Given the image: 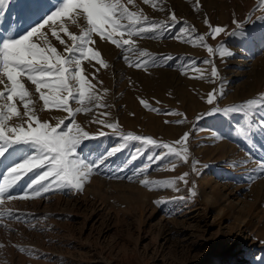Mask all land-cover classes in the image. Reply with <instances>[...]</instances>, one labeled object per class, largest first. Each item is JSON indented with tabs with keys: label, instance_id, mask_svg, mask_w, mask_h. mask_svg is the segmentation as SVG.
<instances>
[{
	"label": "rangeland",
	"instance_id": "1",
	"mask_svg": "<svg viewBox=\"0 0 264 264\" xmlns=\"http://www.w3.org/2000/svg\"><path fill=\"white\" fill-rule=\"evenodd\" d=\"M33 2L0 0V48L44 23L32 17L39 6ZM119 3L140 20L157 24L154 31L140 35V52L151 56L125 60L111 40L95 32L83 54H72L93 85L88 94L97 98L85 97L82 104L69 101L73 110L82 109L74 113L76 124L97 137L84 140L76 150L94 167L80 190L54 186L40 196L29 191L27 199L0 203V264H264V7L259 0ZM173 14L177 23L169 24ZM79 21V29H58L71 30L77 47L89 27L84 16ZM207 24L236 34L212 38ZM54 30L45 25L31 42L67 56L64 47H72L73 41L68 37L62 44L47 38L45 31ZM103 30L112 28L105 25ZM201 35L204 45L214 49L211 56L198 40L192 42ZM89 50L100 52L104 64ZM209 59L211 65L205 63ZM213 67L216 77H211ZM18 80L29 96L21 101L18 90L7 100L11 82L0 71L5 131H27L37 127V120L59 125L58 131L70 123L68 111L44 106L27 74ZM42 91L47 94V89ZM215 92L222 94L209 105L208 96ZM25 104L35 113L32 120ZM242 105L248 107L229 111ZM12 106L20 115L9 111ZM112 123L116 130L107 126ZM185 133L186 160L167 149L124 139L151 138L183 152L177 141ZM0 151V188L5 178L11 185L6 195L23 194L46 170L34 169L16 181L8 171L37 155L38 149L0 142Z\"/></svg>",
	"mask_w": 264,
	"mask_h": 264
},
{
	"label": "snow or ice",
	"instance_id": "2",
	"mask_svg": "<svg viewBox=\"0 0 264 264\" xmlns=\"http://www.w3.org/2000/svg\"><path fill=\"white\" fill-rule=\"evenodd\" d=\"M145 2L147 3L148 0H145ZM259 5L260 7H264V0H259ZM153 6L155 7V5ZM72 12H78L80 15L84 16L89 26L87 29L88 34L80 38V47L76 46L78 38L75 35L70 36L73 41V46H66L65 48L68 54L67 56L58 54L55 47L45 51L38 47L36 43L31 42L32 38L40 33L45 25L54 22L58 17L64 14ZM122 19H128L130 24L121 25L118 21ZM168 23H177L175 14L172 15ZM145 24L150 26L145 27ZM105 25H110L112 31L105 33L103 30ZM137 25H139L138 28ZM159 26L161 28H166L168 24H160ZM236 26L237 28L241 27L239 22H236ZM156 27L157 24L148 21L146 18L142 21L137 18L135 13H129L124 5L119 3V0H65L62 7L49 16L43 24L20 39L8 40L3 43V47L0 48V71H2V73L7 76L8 81L11 82L10 94L7 95L6 99L12 100L13 97L17 95L18 90L21 101H24L25 97L29 96L28 91L24 88V84L20 83L18 80L19 76L27 74V79L36 85V92L40 94V99L43 101L44 106L46 107L51 104L68 111L70 114V123L65 124L64 128L58 131L59 125L52 127L47 122H40L37 120V127H29L27 131L23 129L17 130L16 128L5 131V116L0 114V142L5 144H32L38 149L37 155L11 168L8 171V177L19 181L28 173L33 172L34 169H46L39 175L38 179L30 185L29 190L20 195H6L11 185L9 179L5 178L4 187L0 188V203H3L4 199H16L17 197L27 199L29 191L33 196H40L41 193H48L54 186L57 189L69 190H80L82 188L83 181L90 175L94 166L86 164L80 159L76 150L84 140L96 139L97 137L90 135L87 131H83L80 126L76 124L74 113H79L82 109L77 107L73 110L69 107V101H78L82 104L85 97H87L89 101H95L97 98L88 94V89L92 88L93 85L89 84L85 79L83 71L79 68V61L75 60L72 54L76 51L83 54L84 46L92 39L91 32L97 33L101 39L111 40V42L120 49L132 51L135 49L131 37L133 35H142L154 31ZM207 27L210 29L212 38L217 37L221 33L227 35L236 34L234 31L226 32L225 28L222 26L207 24ZM118 29L122 32H127L129 38L122 40L114 39L113 32ZM187 31L188 29H184V32ZM53 34L56 35V33ZM197 40L202 46L207 47V45H204V37L202 35L198 36L196 40L192 42L195 43ZM60 42L62 44L64 43L63 40ZM207 51L210 56L214 54L213 47H207ZM90 54L96 57L100 64H104V61L100 60V52L90 51ZM137 54L144 57L151 56L148 52H137ZM124 59L128 60V57L125 55ZM166 59L171 60L173 58L166 57ZM153 62H157L155 58H153ZM205 63L211 65L212 60L209 59L205 61ZM133 66L139 67V64ZM73 68H75L76 71H73ZM217 74V69L213 67L211 70V77H216ZM42 89H47V94H45ZM221 94L220 92L209 94L207 103L212 105L214 96ZM0 95H3V93H0ZM142 103H144L145 107H148L146 102L142 101ZM249 103L252 104L255 103V101H250ZM246 107H248V105H242L238 108L229 109V111L240 112ZM25 109L26 114L31 113L28 115V119L32 120L35 117V113L32 109L28 108L27 104H25ZM9 111L12 114L20 115L15 106H12ZM61 123H63V121H61ZM99 123L105 124V121L101 120ZM177 123L180 124L183 123V121L178 120ZM107 126L113 130L117 129V124L115 123ZM74 129L76 130L75 133L73 131ZM9 134H11L13 138H10ZM99 135L104 136L105 134L101 132ZM124 139L125 141H142L144 144L167 149L168 153L173 154L175 157L183 160L187 159L188 149L185 146V142L189 141L188 133H185L182 139L177 141L183 148V152L177 150L172 145L167 143L160 144L151 138L127 135ZM3 154V151H0V156ZM261 171L264 172V163L261 164ZM50 177L51 179H49ZM180 179L187 183L184 176L180 177ZM42 181L48 182L42 184ZM145 183H147V181H145ZM33 185L36 187H32Z\"/></svg>",
	"mask_w": 264,
	"mask_h": 264
},
{
	"label": "crops",
	"instance_id": "3",
	"mask_svg": "<svg viewBox=\"0 0 264 264\" xmlns=\"http://www.w3.org/2000/svg\"><path fill=\"white\" fill-rule=\"evenodd\" d=\"M34 2L32 4L35 3H39L38 9L37 10H33L31 15L36 16L38 23H42L45 20L48 19L49 16H51L52 14H54L57 10H59L60 7V3L62 0H33ZM81 17V15L78 12H72V13H67L62 15L61 17H58L54 22H50L49 24H47L46 26L51 28V29H55L54 31H51L49 33H47V31H45V35H47V38L50 37H54L55 42L58 43L59 40H62L61 38L64 37V44H66L67 42V38L70 37L71 35H74V33L71 30H68V33L61 32L58 29L65 27L67 29H79L80 28V21L79 18ZM121 25H129L130 23L128 21H126V23H124V19L120 20L119 22ZM139 27V25H137V28ZM48 29V28H47ZM53 33H56V35H54ZM59 37V38H57ZM120 38V40L122 39H127L128 37V33L127 32H120V35H113L114 39ZM133 44H134V49L132 51H125L123 49L118 48V52H120V54H123L124 56L126 55L127 57H131V58H138V54L137 52H140V46H141V39H140V35H133L131 37ZM66 46V45H65ZM127 47V46H126ZM66 48V47H64Z\"/></svg>",
	"mask_w": 264,
	"mask_h": 264
}]
</instances>
